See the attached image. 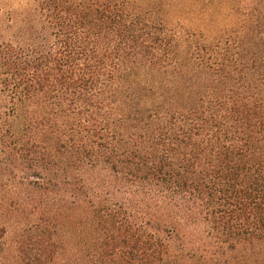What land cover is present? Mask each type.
Masks as SVG:
<instances>
[{
  "label": "trees",
  "instance_id": "trees-1",
  "mask_svg": "<svg viewBox=\"0 0 264 264\" xmlns=\"http://www.w3.org/2000/svg\"><path fill=\"white\" fill-rule=\"evenodd\" d=\"M226 1L0 0V264H264V0Z\"/></svg>",
  "mask_w": 264,
  "mask_h": 264
},
{
  "label": "rangeland",
  "instance_id": "rangeland-1",
  "mask_svg": "<svg viewBox=\"0 0 264 264\" xmlns=\"http://www.w3.org/2000/svg\"><path fill=\"white\" fill-rule=\"evenodd\" d=\"M187 2H188L187 0H161V7H162L161 12L165 20L170 23H174L176 21H184V20H185L184 22H188L186 21L187 18L185 17H191L192 18L191 22L195 26H197L200 20V17H202V16L199 17L198 14H200L199 12L210 7V0H198L196 2H192L191 4H188ZM217 4L218 3L216 2L214 5L215 9H219L220 7ZM226 4H227V1L224 0L223 5H222V8L224 10L227 9ZM186 8H188L187 9L188 12L191 11L190 13H188L189 16H186L184 14V12H187L186 10L183 11ZM219 24H223V22H220ZM226 24H229V23H226Z\"/></svg>",
  "mask_w": 264,
  "mask_h": 264
}]
</instances>
